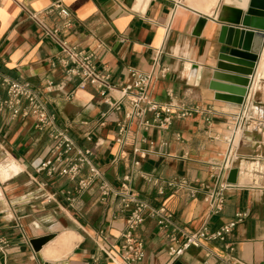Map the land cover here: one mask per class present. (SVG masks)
I'll return each mask as SVG.
<instances>
[{
    "label": "crops",
    "instance_id": "crops-1",
    "mask_svg": "<svg viewBox=\"0 0 264 264\" xmlns=\"http://www.w3.org/2000/svg\"><path fill=\"white\" fill-rule=\"evenodd\" d=\"M221 1L208 7L209 0H0V72L36 87L46 80L59 85L44 93L48 111L76 146L90 150L89 159L101 177L77 192L78 180L89 174L86 166L74 179L35 171L34 162L49 155L47 132L35 129L30 116L12 118L0 111V239L5 241L0 243V264H126L121 234L129 208L119 196L103 198L99 190L102 180L119 188L126 175L133 193L164 206L185 231L203 223L214 230L236 212L246 213L224 242L189 246L174 261L264 264V37L244 102L214 99L208 82L217 54L215 15ZM55 2L71 13L66 42L94 51L98 69L110 74L112 84L130 82L132 70L157 74L165 68L164 76L152 82L150 97L162 104L171 98L199 104L208 113L173 118L163 128L126 121L125 100L114 109L92 85L65 75L58 45L22 8L40 11ZM199 16L206 21L196 33ZM44 21L59 25L55 14ZM192 64L198 70L190 77ZM110 96L118 99L119 93L112 90ZM237 112L246 120L231 167L236 180L225 192L222 210L209 214L201 186L213 183L209 162L226 150L223 136L230 115ZM119 122L124 127L117 142ZM228 171L221 174L223 181ZM136 234L144 243L137 264L174 262L167 254L172 242L154 219L146 217ZM44 236L51 237L33 249L32 240ZM175 238L182 240L178 232Z\"/></svg>",
    "mask_w": 264,
    "mask_h": 264
},
{
    "label": "built area",
    "instance_id": "built-area-1",
    "mask_svg": "<svg viewBox=\"0 0 264 264\" xmlns=\"http://www.w3.org/2000/svg\"><path fill=\"white\" fill-rule=\"evenodd\" d=\"M22 8L26 11L27 17L37 24L43 34L58 45L60 60L65 67V75L77 77L80 82L92 85L101 98L114 109H118L120 103L125 100L128 105L124 114L126 121L134 120L142 128L150 126L163 128L169 125L173 118L208 113L199 104L189 106L184 100L173 102L172 98L168 103L162 104L150 97L149 88L152 82L158 75L164 76L165 68H161L157 74L152 71L132 70L130 82L120 86L112 84L110 74L98 69L94 51L83 50L76 45L67 43L64 39L63 35L71 29L72 21L71 13L60 2H55L40 11H33L24 6ZM50 14H55L59 18V25L50 26L44 21L45 17ZM154 63L156 64L157 60ZM55 87H59V85L52 80H46L41 86L36 87L27 81L18 80L0 72V88L6 92V97L0 98V111H7L12 118L30 116L33 119L35 129L47 132L51 141L49 155L35 167V171H42L49 176L56 173L74 179L84 166L88 168L89 174L80 178L74 188L75 191L79 192L91 180L101 177L89 159L90 150L76 146L67 131L58 126L54 116L48 111L44 93L53 91ZM112 90L119 93L118 99L111 98L110 92ZM171 95L169 94V96ZM101 117L102 124L106 113H101ZM205 120H208V115L205 116ZM245 120L243 112L230 115L229 123L226 126L227 133L223 136L226 142V150L219 159H213L209 162V176L213 178V183L211 186H201L204 189L203 199L208 205L209 214H215L222 210L226 200L225 192L232 185L223 181L221 174L232 167L236 141L243 132ZM118 125L119 137L116 138V141L120 142L124 124L119 122ZM134 164H138V161H134ZM99 190L103 198L110 194L119 196L123 206L129 208L121 234L123 238L121 257L126 264H137L144 256V243L136 231L146 217L154 219L158 227L166 232L165 235L169 236L172 243L167 247V254L169 261L173 262L189 246L202 247L205 241L211 240L224 242L235 225L246 216L244 211H239L217 229L210 230L203 223L195 230L185 231L178 227L173 220L172 213L167 211L164 206H153L133 193L129 186L128 175L123 177L119 188H114L102 180ZM175 232L182 236L179 243L175 238ZM0 243L5 245L3 239H0ZM226 246L229 250L233 249L230 243H227ZM204 264L208 263L205 262Z\"/></svg>",
    "mask_w": 264,
    "mask_h": 264
},
{
    "label": "water",
    "instance_id": "water-1",
    "mask_svg": "<svg viewBox=\"0 0 264 264\" xmlns=\"http://www.w3.org/2000/svg\"><path fill=\"white\" fill-rule=\"evenodd\" d=\"M205 21V17H198L196 33ZM215 22L217 54L209 74L208 88L214 91V99L242 104L264 37V0H222ZM197 70V65L192 64L189 76H195ZM39 162L37 160L33 166ZM235 180L236 169L231 168L227 182L233 184ZM50 237L32 240L33 249L37 250ZM172 264H180V261Z\"/></svg>",
    "mask_w": 264,
    "mask_h": 264
},
{
    "label": "rangeland",
    "instance_id": "rangeland-1",
    "mask_svg": "<svg viewBox=\"0 0 264 264\" xmlns=\"http://www.w3.org/2000/svg\"><path fill=\"white\" fill-rule=\"evenodd\" d=\"M192 1H194V2H196V3H199L200 2V0H185V2L186 3H188V4H191L192 3Z\"/></svg>",
    "mask_w": 264,
    "mask_h": 264
},
{
    "label": "bare ground",
    "instance_id": "bare-ground-1",
    "mask_svg": "<svg viewBox=\"0 0 264 264\" xmlns=\"http://www.w3.org/2000/svg\"><path fill=\"white\" fill-rule=\"evenodd\" d=\"M215 0H209L208 7H211L214 4Z\"/></svg>",
    "mask_w": 264,
    "mask_h": 264
}]
</instances>
